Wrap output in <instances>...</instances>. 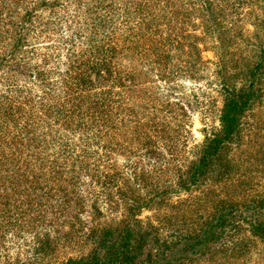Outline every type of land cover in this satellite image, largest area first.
<instances>
[{
	"label": "trees",
	"instance_id": "1",
	"mask_svg": "<svg viewBox=\"0 0 264 264\" xmlns=\"http://www.w3.org/2000/svg\"><path fill=\"white\" fill-rule=\"evenodd\" d=\"M218 1L219 4L210 0H186V6L182 10L173 7L167 24L162 23L169 29V34L158 40L149 39L152 55L160 62L158 71L156 65L152 67L153 71H157L153 75L154 79H167V82H171L163 77L162 73L166 71V66L173 57L176 59V67L185 78L195 81L207 78V66L201 60L195 44L197 39L191 38L194 36L192 34H185L184 29L187 20H191L192 8L196 6L199 9L203 35L213 40V53L216 58L213 76L220 98L217 126L205 135L201 144L194 147L188 161L175 167L172 187L159 189L155 185L153 189L148 190L147 186L141 185V181L135 177L132 183L127 179L132 185L129 188L132 192L127 194L124 191L125 194L120 188V183L124 185L125 181L122 179L118 183L119 174L102 171L100 175H91L93 178L97 177V184L101 188L111 190L115 187L119 197L124 195L126 215L107 222L101 218L103 215L99 211L97 201L92 202L87 211L90 227L84 235V241L90 247L88 253L65 258L59 264H201L207 261L208 264L215 262L214 258L218 252L225 253L223 264H232L233 261L229 258L237 256L238 252L248 247L249 236L236 240L239 232L264 241V217L261 218L264 210V191L259 193V196L249 195L242 201H235L236 203L231 201L234 194L244 189L247 184L243 181L246 176L243 172L247 168L249 180L259 177V180L264 181V119H257L249 124L246 118L251 111L264 105V29L253 41L242 39L246 55L238 63L234 56L243 54L238 53L241 49L236 45L231 27L224 20L226 18L222 19L224 12L232 9L236 0ZM168 2L169 0H166V4ZM250 2L258 4L257 8L250 6V12L255 14L259 8L262 10L261 16L264 17V0H239L238 5H248ZM35 4L47 5L44 0H37ZM32 11L35 12L36 8L32 7L28 18L31 17ZM17 12L13 0H0V37L9 38L12 32L11 53L19 47L24 38L19 37L24 28L15 19ZM259 19V15H255L254 26L255 22L258 25L256 20ZM98 24L100 23H96ZM158 30L157 28L155 32ZM234 34L242 38L241 29ZM171 35H174V38L170 37ZM168 46L174 48V51ZM100 52L105 51L102 49ZM111 56L115 57L114 54ZM4 60L1 59L0 64ZM95 62L65 77L64 100L69 106L59 103L48 115L51 119H43L42 122L46 125L51 122L58 124L63 131L79 135L82 142L95 140L104 150H107L108 146L101 143L103 135L114 131H122V142L110 144L123 147L125 143L135 141L137 149L147 154L155 152L157 137L172 141L170 132L178 131L181 127L176 124L172 129L170 125L172 120H176L173 119L175 116L170 115L173 112L170 109L175 104L165 99L162 102V115L150 117L152 97L156 95H149L143 98L144 100H138L135 96L139 86L146 91L150 87V81L141 79V73L130 74L129 71V74L124 76L120 74L118 67L106 59L101 58ZM125 79H129V85L124 82ZM117 92L122 93L127 102L115 107L111 96L117 95ZM28 127L30 123L26 125V128ZM245 130L249 131L246 139L243 134ZM32 131L33 128L28 134ZM125 132L131 135H125ZM25 136L26 151L21 150L17 157L24 165L17 166L16 162L12 161V167L1 173L0 215L7 213L20 221L30 218L24 233L31 238L32 256L30 261H21L18 258L13 262L4 259L2 261L6 264H46L51 262L57 249L71 246L72 242L76 241L80 230L74 221H77V214L84 208L81 207V197L70 195L74 190L66 189L67 184L72 185V182L63 178L60 173L54 175V172L58 171L49 169L50 165L44 163L41 140L31 147L34 136ZM172 145L174 143L164 146L169 150ZM246 146L258 148L253 155L245 159L243 155ZM35 147H39L38 151L29 155V151H33ZM81 150L85 152V149ZM35 166L38 171H42V176L33 175L32 170H29ZM59 167L58 165L57 169H60ZM88 171L90 174V171L94 170L90 168ZM48 181L50 183H47ZM54 185L57 186L52 188ZM220 193H223V197L219 196ZM202 198L217 199L213 209L204 215L188 209L169 215L168 218L165 216L160 226L144 224V220L139 217L143 210H166L167 201L173 200L179 206H188V201H198ZM73 205L78 210L66 220L65 213L67 214ZM169 207L174 209L173 205ZM65 222H68L69 228L67 231H61L60 227ZM21 233L15 229L0 232V239H3L5 234L20 237Z\"/></svg>",
	"mask_w": 264,
	"mask_h": 264
},
{
	"label": "rangeland",
	"instance_id": "2",
	"mask_svg": "<svg viewBox=\"0 0 264 264\" xmlns=\"http://www.w3.org/2000/svg\"><path fill=\"white\" fill-rule=\"evenodd\" d=\"M44 1L47 5L35 4L37 0H13L14 8L18 11L15 19L24 28L19 37L24 36V38L19 47L11 53L12 32L9 38L8 36L0 37V60L5 59L0 64V182L2 181L1 173H5L8 167H12V161H15L17 166L24 165L17 157L21 154V150L26 151L27 136L25 135L34 136L30 143L31 147L41 140L44 163L50 165L49 169L58 171L54 172V175L60 173L63 178L72 182V185L66 183L68 185L66 189L74 190L70 195L81 197V207L84 208L77 214V221H74L80 230L76 241L72 242L71 246L57 249L51 262L46 263L59 264L65 258L88 253L90 247L88 243H85L84 235L90 227L87 211L92 202L97 201L99 211L103 215L101 218L106 219L107 222L126 215L123 204L124 195L119 197L115 187L111 190L101 188L97 184V177L93 178L91 175H100L102 171L108 174H119L118 183L122 179L125 181V184L120 183L121 187H119L127 194L132 192L129 188L132 187L131 183L135 177L141 181V185H146L148 190L153 189L155 185L159 189L172 187L175 167L188 161L194 147L201 144L205 135L217 126L220 98L213 76L216 60L213 53V40L203 35L200 26L201 14L196 6L192 8L191 20H187L184 29L185 34H192L194 36L191 38L197 39L195 44L201 60L207 66L205 73L207 78L200 81L185 78L176 67V59L173 57L167 64L166 71L162 73L163 77L170 79L171 82H167V79H154L153 75L158 71L160 62L152 55L149 39L158 40L169 34V29L162 23L167 24L173 7L182 10L186 6V0H169L168 4L166 0L162 2L161 0ZM210 1L212 3L214 1V4L220 3L218 0ZM238 3L239 0H236L234 7L225 11L222 19L226 18L224 20L231 27L236 45L241 49L238 53L242 52L243 55L234 56L240 63V59L246 55L242 39L253 41L256 35L260 36V31L264 29V20H262L264 17L261 16L262 10L260 11L259 8L255 14L250 12V6L257 8L258 4L250 2L248 5L244 3L238 5ZM32 7H35L36 11H32L31 17L28 18ZM255 15H259L260 19L256 20L258 25L255 22L254 26ZM96 23L100 24L96 25ZM157 28L159 30L155 32ZM240 29L242 38L234 34ZM170 37L174 38V35ZM168 48L174 51L171 46ZM102 49L104 53L100 52ZM112 54L115 57H112ZM101 58L118 67L120 74L124 76L129 74V71L130 74L141 73L139 76L141 79L150 81L148 83L150 87L146 91L139 86L135 93L138 100H144L149 95H156L152 97L153 106L150 108V117L162 115V102L165 99L175 104L170 109L173 111L170 115L175 116L173 119L176 120H172L170 125L172 129L176 124H180L181 127L178 131L170 132L172 141L157 137L154 154L138 150L135 141L125 143L123 147L110 144L122 142L120 136L122 131L103 135L101 143L108 146V149L104 150L95 140L89 139L82 142L79 135L63 131L58 124L51 122L46 125L42 122L43 119L45 121L51 119L48 115L53 108H57L59 103L69 106L64 100L65 77L94 64ZM155 65L157 71H153L152 67ZM124 82L129 85V79H125ZM111 98L115 102H112L115 107L127 102V98L123 97L122 93L117 92V95H112ZM246 118L249 124L257 119L263 120L264 105L251 111ZM28 123L30 127L26 128ZM31 128L34 131L28 134ZM248 133L249 131H244L245 139ZM125 135L131 134L125 132ZM171 143H174L172 148L169 150L165 148L164 145H171ZM82 148L85 149L84 153ZM257 148V146L253 148L246 146L243 157L245 159L250 157ZM38 149L39 147H35L33 151H29V155L36 153ZM58 165L60 169H57ZM90 168L94 171L88 174ZM29 170H32L33 175L42 176V171H38L37 166ZM247 170L243 172L246 174L243 181L247 184L244 189L234 194L231 200L233 203L242 201L249 195L259 196V193L264 191V181L259 180V177L249 180ZM127 179H130L131 183ZM220 194L219 196L223 197V193ZM171 198L176 199L173 196ZM216 201L217 199L202 198L198 201L192 199L188 201L190 203L188 206H179L173 200L167 201L166 210H158V212L143 210L139 217L144 220V224L160 226L165 216L168 218L169 215L182 213L188 209L204 215L213 209ZM168 205H173L174 209ZM76 210L78 208L75 209L73 205L67 214L65 213L66 220L75 215ZM263 217L264 210L261 218ZM29 220V217L23 221L15 220L7 213L0 215V232H10L11 229L22 232L20 237L5 234L4 238L0 239V264L5 263L3 259L11 262L16 258L21 261L31 260L33 249L31 238L24 233ZM60 228L61 231H67L68 222ZM237 235L236 240L249 236L248 247L238 252L237 256L229 258L233 261L232 264H264V241L244 232H239ZM224 255V252H218L214 258L215 262L208 264H223Z\"/></svg>",
	"mask_w": 264,
	"mask_h": 264
}]
</instances>
